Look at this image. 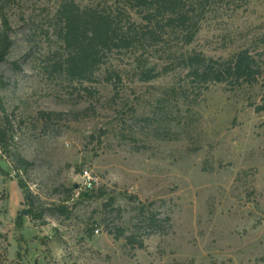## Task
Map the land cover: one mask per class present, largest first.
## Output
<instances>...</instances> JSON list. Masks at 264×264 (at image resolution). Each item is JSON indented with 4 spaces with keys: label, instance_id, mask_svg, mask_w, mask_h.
Returning <instances> with one entry per match:
<instances>
[{
    "label": "rangeland",
    "instance_id": "obj_1",
    "mask_svg": "<svg viewBox=\"0 0 264 264\" xmlns=\"http://www.w3.org/2000/svg\"><path fill=\"white\" fill-rule=\"evenodd\" d=\"M62 1L0 0V264H264V0H213L190 46L114 52L83 83L50 71ZM192 50H249L262 74L203 89L179 59ZM150 56L160 75L142 81Z\"/></svg>",
    "mask_w": 264,
    "mask_h": 264
},
{
    "label": "trees",
    "instance_id": "obj_2",
    "mask_svg": "<svg viewBox=\"0 0 264 264\" xmlns=\"http://www.w3.org/2000/svg\"><path fill=\"white\" fill-rule=\"evenodd\" d=\"M213 0H115L83 5L77 0H63L56 12L57 36L63 52L50 63V71L69 83L93 82L97 73L114 52L141 51L148 45L165 47L168 40L181 37L185 46L194 43L202 22L212 9ZM3 18L4 29L0 31V62L11 47L9 22ZM59 55V56H58ZM137 58L136 67L142 81H151L160 75L157 64ZM191 81L208 89L211 83H230L237 86L254 85L262 74L261 67L249 50H242L232 57L213 58L195 50L180 56ZM167 68V67H166ZM119 81L122 77L117 74ZM264 110V103L257 106ZM0 130V141L6 139ZM16 170H26L32 163L22 155H16ZM19 185L25 198L31 201L32 193L23 180ZM103 193H101L102 195ZM86 195V192H84ZM151 224L159 222L155 214L149 217ZM166 220L169 222L170 218ZM131 242L135 238L130 237Z\"/></svg>",
    "mask_w": 264,
    "mask_h": 264
},
{
    "label": "built area",
    "instance_id": "obj_3",
    "mask_svg": "<svg viewBox=\"0 0 264 264\" xmlns=\"http://www.w3.org/2000/svg\"><path fill=\"white\" fill-rule=\"evenodd\" d=\"M81 176L86 189L95 188L97 185H99L101 180L100 176L90 168H86L82 172ZM97 231H99V229H97Z\"/></svg>",
    "mask_w": 264,
    "mask_h": 264
},
{
    "label": "water",
    "instance_id": "obj_4",
    "mask_svg": "<svg viewBox=\"0 0 264 264\" xmlns=\"http://www.w3.org/2000/svg\"><path fill=\"white\" fill-rule=\"evenodd\" d=\"M24 213H25V214H28V212H27V211H24ZM36 264H38V263H37V261H36Z\"/></svg>",
    "mask_w": 264,
    "mask_h": 264
}]
</instances>
